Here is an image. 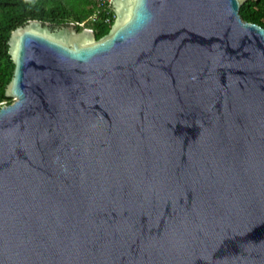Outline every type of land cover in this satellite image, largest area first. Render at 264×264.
Masks as SVG:
<instances>
[{"label":"water","instance_id":"1","mask_svg":"<svg viewBox=\"0 0 264 264\" xmlns=\"http://www.w3.org/2000/svg\"><path fill=\"white\" fill-rule=\"evenodd\" d=\"M247 0H111L13 30L0 264H264V30Z\"/></svg>","mask_w":264,"mask_h":264},{"label":"trees","instance_id":"2","mask_svg":"<svg viewBox=\"0 0 264 264\" xmlns=\"http://www.w3.org/2000/svg\"><path fill=\"white\" fill-rule=\"evenodd\" d=\"M95 11V0H0V107L12 102L4 96L14 67L7 53L10 33L27 21L37 20L52 27L72 24L77 31L89 28L95 39H99L108 33L113 13L108 17L98 14L92 21L90 17ZM239 16L264 30V0H247L240 6ZM106 18L109 22H105Z\"/></svg>","mask_w":264,"mask_h":264},{"label":"built area","instance_id":"3","mask_svg":"<svg viewBox=\"0 0 264 264\" xmlns=\"http://www.w3.org/2000/svg\"><path fill=\"white\" fill-rule=\"evenodd\" d=\"M95 2H96V11L90 17V20L92 21L96 20L98 18V14H105L106 17H108L109 13L111 12V0H95ZM105 22H109L108 18L105 19Z\"/></svg>","mask_w":264,"mask_h":264},{"label":"rangeland","instance_id":"4","mask_svg":"<svg viewBox=\"0 0 264 264\" xmlns=\"http://www.w3.org/2000/svg\"><path fill=\"white\" fill-rule=\"evenodd\" d=\"M4 106V105H3Z\"/></svg>","mask_w":264,"mask_h":264}]
</instances>
